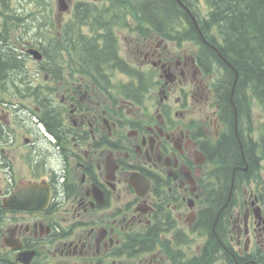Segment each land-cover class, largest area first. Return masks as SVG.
<instances>
[{"label": "flooded vegetation", "instance_id": "1", "mask_svg": "<svg viewBox=\"0 0 264 264\" xmlns=\"http://www.w3.org/2000/svg\"><path fill=\"white\" fill-rule=\"evenodd\" d=\"M201 1L186 2L199 21ZM10 4L0 0V57L11 65L0 71V264H264V186L232 93L210 84L196 46L131 28L132 57L116 61L114 35L97 31L92 59H57L51 28L34 44ZM20 60L35 75H21ZM231 138L243 167L212 170Z\"/></svg>", "mask_w": 264, "mask_h": 264}, {"label": "trees", "instance_id": "2", "mask_svg": "<svg viewBox=\"0 0 264 264\" xmlns=\"http://www.w3.org/2000/svg\"><path fill=\"white\" fill-rule=\"evenodd\" d=\"M39 1L34 0V3ZM110 2L112 5L110 10L114 9L116 13H140L139 21L145 20L148 25L154 28H165L168 23L177 20L176 18H187L188 16L181 10L177 0H106L107 4ZM179 2L187 5L186 0H179ZM210 2L213 10L209 14L206 21L208 23L205 22L204 27L208 28L210 26L209 29L216 31V33H212L209 36L204 35V38L207 45L214 47L216 51L206 47L208 48L209 56L204 55L203 58L207 59L210 62L209 64L216 63L222 68L223 76L225 77L222 85L228 94L233 89L232 103L236 107L237 114L244 111L250 112L251 98H254L264 112V0H210ZM98 7L77 6L75 12L79 14L78 22L83 19L92 20L93 24H89V27L92 28L95 26L94 22L105 20L98 17V15L96 17L90 16L92 12H100ZM110 10L104 12H110ZM36 16L34 11H30L28 14L20 13V27L29 29L28 22L37 20L32 19ZM48 17L50 20L51 17L49 15ZM115 20L116 22H122L125 17L116 15ZM187 20L189 23L191 22L189 16ZM32 23L34 22L32 21ZM190 25V30L193 31L194 24L191 22ZM75 27H78V25H75ZM23 33H27V30ZM70 39L71 42L68 43L70 48H72L70 44L78 43L77 35L72 33ZM198 40L200 41L199 37H196L195 41ZM45 43L46 40L43 41V44ZM49 43L51 44L50 50L56 54V57L53 58L61 59V52L63 51L61 43L54 41ZM83 44L86 45L85 42ZM95 44L96 41H89L87 46L81 49L72 48V50L76 53L77 58H80L83 54L87 59L86 55L89 54L87 47L96 50ZM109 49L115 55L116 44L112 43ZM7 59L6 54L0 57V71L2 72L6 68H8L7 71H11V65L9 67L6 66ZM88 59H92L90 54ZM19 62L20 71L22 72L20 74L24 75L26 71L23 72V63L21 60ZM38 90L39 88H30V91L37 92ZM3 94L7 95L6 90L0 84L1 100L5 98ZM228 94L225 95L227 98L225 108L228 109L225 122L227 125H232L234 123L233 113L232 107L229 105ZM239 140L244 148L245 156H250L252 163L258 168V165L264 161V130L254 143L251 140L244 143L242 135L239 136ZM229 144V146L227 144L228 148L224 149L225 154L219 155L217 157L218 161H216L219 172H225L226 174H230L236 164L239 167H243L238 143L231 138V143ZM255 149L258 152V158H256ZM249 167L251 168V164H249Z\"/></svg>", "mask_w": 264, "mask_h": 264}, {"label": "rangeland", "instance_id": "3", "mask_svg": "<svg viewBox=\"0 0 264 264\" xmlns=\"http://www.w3.org/2000/svg\"><path fill=\"white\" fill-rule=\"evenodd\" d=\"M10 1H11V4H10L11 8L13 10L17 11L19 14L20 13L28 14L30 11L36 12V15H37V12L39 14H45V12H47V10H48L52 16H54V14H55L54 21L57 23H64L70 17V14L66 13V14L61 16L62 17L61 19H59V17L57 16L58 14L56 13V1L57 0H48L46 2H44V0H40L39 2H35V3H34V0H10ZM102 1L103 0H98V3H101ZM75 2L76 1H74V3ZM44 4H45V6H44ZM114 13L115 12L112 11L108 15H111ZM137 24H138V19L135 16H133L132 13L129 12L127 14L126 19H125V25H123L121 23H117L115 25L114 31H115L116 38L118 39V43H119L118 56H120L122 59L128 60L132 57V53H131L132 48L128 46V42H130L131 35H133V36L135 35V33L132 32L130 29L134 28ZM142 27L145 28V27H147V25L145 23H143ZM21 28L22 27H20V29ZM31 32H32V30H31ZM49 35H50V37L54 38L53 34H49ZM63 51L70 53V55L73 58L75 57V54L68 51V49H66L64 47V45H63ZM65 56H66V54H64V58H65ZM30 67H33L32 64ZM123 67L126 68V70H131L134 68V66H132V67L123 66ZM117 68H119V67H117ZM56 70L58 71V68H56ZM211 71H212V77H215V80H213L211 82L209 81V82L212 86H216L221 82L222 74L216 67H213L211 69ZM105 72L107 73L108 71H105ZM119 73H120L119 71H117L115 73V85L117 87L116 96L121 95L122 93H120V92H124V90H121L120 86L126 80ZM60 79L62 80L61 77H60ZM129 83H131V82H128L126 84H129ZM40 91L42 93H46L49 90L41 88ZM22 102H24L26 104L28 103V101H22ZM238 116H239L240 134L242 135V139L244 138V143L248 140L249 141L251 140L253 143L255 141H257L259 139L261 133L264 130V112L261 109V107L257 104V102L254 100V98H251V100H250V112L244 111V112H241L240 115L238 113ZM255 155L258 156V152L256 151V149H255ZM254 175L257 177L258 182H260L261 185L264 186V161H262L258 165V169L256 172H254Z\"/></svg>", "mask_w": 264, "mask_h": 264}, {"label": "water", "instance_id": "4", "mask_svg": "<svg viewBox=\"0 0 264 264\" xmlns=\"http://www.w3.org/2000/svg\"><path fill=\"white\" fill-rule=\"evenodd\" d=\"M59 6L61 11H65L67 9V5L65 4L64 0H59ZM33 53L36 55L37 53L33 51ZM40 57L38 56V59Z\"/></svg>", "mask_w": 264, "mask_h": 264}, {"label": "bare ground", "instance_id": "5", "mask_svg": "<svg viewBox=\"0 0 264 264\" xmlns=\"http://www.w3.org/2000/svg\"><path fill=\"white\" fill-rule=\"evenodd\" d=\"M208 56H209V55H208ZM257 169H258V168H256V170H255L254 172H256V171H257Z\"/></svg>", "mask_w": 264, "mask_h": 264}]
</instances>
